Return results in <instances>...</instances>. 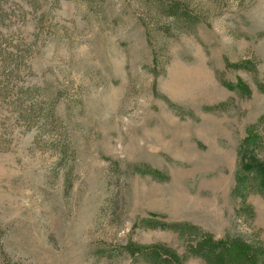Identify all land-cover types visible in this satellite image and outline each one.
<instances>
[{
	"label": "rangeland",
	"instance_id": "obj_1",
	"mask_svg": "<svg viewBox=\"0 0 264 264\" xmlns=\"http://www.w3.org/2000/svg\"><path fill=\"white\" fill-rule=\"evenodd\" d=\"M261 137L264 0H0V264H264Z\"/></svg>",
	"mask_w": 264,
	"mask_h": 264
},
{
	"label": "trees",
	"instance_id": "obj_2",
	"mask_svg": "<svg viewBox=\"0 0 264 264\" xmlns=\"http://www.w3.org/2000/svg\"><path fill=\"white\" fill-rule=\"evenodd\" d=\"M176 9H172L170 13L175 15ZM240 66V64H238ZM245 145L241 146L240 158H241V165L245 171V184L243 189L247 191L248 194L253 193H261L264 196V163H258L256 160H252L248 162L247 154L245 153ZM253 152H257L258 154H262L264 152V138L261 137L258 139L257 142L253 144ZM241 184V183H240ZM238 184V187H241ZM235 192V191H234ZM243 212H250L253 214L251 208L248 205H245L242 208ZM241 214V211H238ZM141 225L148 227V228H155L159 225L158 221L154 220H143L140 222ZM169 227L176 232L181 234L185 233V226L178 223L170 224ZM196 257L201 259L205 264H221V259L218 254L211 249L210 247L204 246H195V247H187L186 251L184 252L183 256L181 257L180 261H187L190 257ZM145 258L147 262L150 264H158L156 261V256L150 253H146ZM172 264V263H167ZM173 264H179L178 262H174ZM229 264H250L249 258L247 254L243 251H239L234 257L230 258Z\"/></svg>",
	"mask_w": 264,
	"mask_h": 264
}]
</instances>
